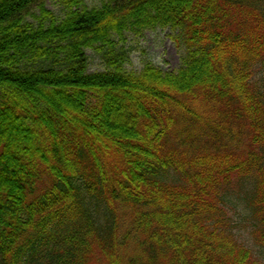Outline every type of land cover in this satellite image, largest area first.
Wrapping results in <instances>:
<instances>
[{
  "label": "trees",
  "instance_id": "1",
  "mask_svg": "<svg viewBox=\"0 0 264 264\" xmlns=\"http://www.w3.org/2000/svg\"><path fill=\"white\" fill-rule=\"evenodd\" d=\"M55 1L0 0V264H261L264 0ZM159 29L180 70L128 72Z\"/></svg>",
  "mask_w": 264,
  "mask_h": 264
},
{
  "label": "rangeland",
  "instance_id": "2",
  "mask_svg": "<svg viewBox=\"0 0 264 264\" xmlns=\"http://www.w3.org/2000/svg\"><path fill=\"white\" fill-rule=\"evenodd\" d=\"M103 1L109 0H86L87 5L99 7ZM46 7L55 12L59 18L64 14L55 0H45ZM170 29L146 31L140 36L126 34V46L131 49L130 62L126 69L128 72L140 73L147 64H153L165 73H177L182 66L184 47L179 44ZM90 57L89 73H98L106 70L101 60L93 51H87ZM244 193L236 192L235 202L229 206L232 217L236 224V233L240 243L250 248L256 258L264 264V245L257 236H254L256 221L245 205Z\"/></svg>",
  "mask_w": 264,
  "mask_h": 264
}]
</instances>
